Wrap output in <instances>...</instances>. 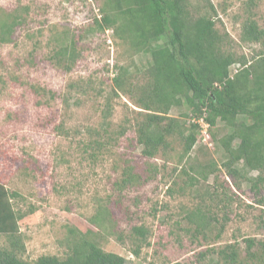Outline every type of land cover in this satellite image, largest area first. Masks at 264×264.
I'll return each mask as SVG.
<instances>
[{
    "label": "rangeland",
    "instance_id": "374dc122",
    "mask_svg": "<svg viewBox=\"0 0 264 264\" xmlns=\"http://www.w3.org/2000/svg\"><path fill=\"white\" fill-rule=\"evenodd\" d=\"M247 1L191 0V9L212 14L217 29L229 35V48L251 57L260 46L241 42ZM104 4L0 0V13L24 17L12 42H0V183L19 193L24 259L64 257L74 234L95 235L126 264H211L214 251L233 244L244 255L246 238L264 240V185L253 190L250 181L258 172L248 173L240 163V176L233 179L218 145L231 130L221 123L206 128L186 106L169 115L182 123L198 120L190 154L183 158V142L174 139L155 158L142 155L137 124L148 111L136 105V91H121L114 78L126 67L132 87L146 85L151 55L136 53L112 28H94ZM253 11L264 27V0H256ZM64 30L82 52L70 71L51 58ZM71 83L76 87L69 90ZM128 167L141 176L138 183H124ZM201 167L206 178L196 171ZM101 205L123 240L91 223ZM134 226L150 233L139 257L129 239ZM4 245L7 239L0 236Z\"/></svg>",
    "mask_w": 264,
    "mask_h": 264
},
{
    "label": "trees",
    "instance_id": "16d2710c",
    "mask_svg": "<svg viewBox=\"0 0 264 264\" xmlns=\"http://www.w3.org/2000/svg\"><path fill=\"white\" fill-rule=\"evenodd\" d=\"M191 6V0H105L102 17L95 19L94 28L100 32L112 28L136 53L151 55L146 85L132 87L128 78L132 73L126 67H120L114 78L121 91L127 93V87L136 91V105L148 111L137 124V141L144 157L155 158L171 148L174 139L183 142V158L187 157L198 140L200 126L196 121L203 119L211 128L221 123L231 130L218 141L227 158L223 166L233 179L240 176V163L248 173L258 172L250 181L252 189L259 190L264 185V27L253 11L256 0L245 3L247 14L241 32L242 43L260 46L251 57L232 51L229 35L217 29L213 15L200 11L195 15ZM210 8L215 11L212 4ZM23 21L18 11L0 13V42L11 43ZM56 40L59 49L51 58L70 71L82 52L68 30ZM75 87L71 83L68 89ZM185 106L198 120L182 123L169 115L174 107ZM196 171L205 178L208 174L203 167ZM124 176L127 184L141 180L133 167H128ZM18 196L17 191L0 183V236L7 239V245L0 247V264H126L125 257L105 251L95 235L87 234H74L64 257L46 254L35 261L24 259L21 222L25 213L16 204ZM99 209L91 223L123 240L111 224L114 220L108 208L101 205ZM200 220L208 224L204 217ZM149 235L145 226L132 228L129 239L137 257L148 245ZM244 243V255L233 244L214 251L211 264H264V240L250 237ZM205 257L202 253L201 258Z\"/></svg>",
    "mask_w": 264,
    "mask_h": 264
},
{
    "label": "built area",
    "instance_id": "2783aa9c",
    "mask_svg": "<svg viewBox=\"0 0 264 264\" xmlns=\"http://www.w3.org/2000/svg\"><path fill=\"white\" fill-rule=\"evenodd\" d=\"M203 122H205L204 120H203ZM204 126L207 128V127H209V125L205 122L204 123Z\"/></svg>",
    "mask_w": 264,
    "mask_h": 264
}]
</instances>
